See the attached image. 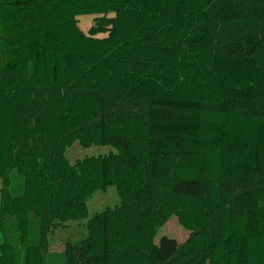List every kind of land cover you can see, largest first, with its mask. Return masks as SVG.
Here are the masks:
<instances>
[{"label":"trees","instance_id":"trees-1","mask_svg":"<svg viewBox=\"0 0 264 264\" xmlns=\"http://www.w3.org/2000/svg\"><path fill=\"white\" fill-rule=\"evenodd\" d=\"M109 185L64 264H264V0H0V264Z\"/></svg>","mask_w":264,"mask_h":264},{"label":"rangeland","instance_id":"rangeland-1","mask_svg":"<svg viewBox=\"0 0 264 264\" xmlns=\"http://www.w3.org/2000/svg\"><path fill=\"white\" fill-rule=\"evenodd\" d=\"M95 15H83L77 17V27L83 33L87 34L88 29L93 23ZM97 38L105 37L104 34H98ZM113 152L110 147H90L81 148L78 143H74L65 152V157L70 163L81 160L84 157L105 156ZM185 189L191 193L197 192L195 184H186ZM119 204L118 196L113 185H109L105 191H97L86 200L88 217L75 221L61 223L55 221L47 236V248L43 256L46 264H64V247L67 242L77 243L86 236L87 221L93 214L99 213L106 208H113ZM190 234L184 231L175 218H171L163 227L156 232L155 244L160 254L165 259L173 257L176 250L185 244ZM1 242V237H0Z\"/></svg>","mask_w":264,"mask_h":264}]
</instances>
